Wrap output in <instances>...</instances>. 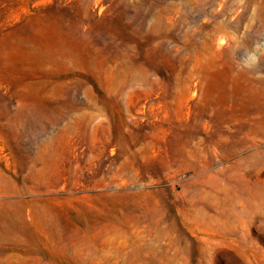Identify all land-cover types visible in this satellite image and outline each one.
<instances>
[{"label":"rangeland","instance_id":"374dc122","mask_svg":"<svg viewBox=\"0 0 264 264\" xmlns=\"http://www.w3.org/2000/svg\"><path fill=\"white\" fill-rule=\"evenodd\" d=\"M0 175V264H264V0H0Z\"/></svg>","mask_w":264,"mask_h":264},{"label":"bare ground","instance_id":"6f19581e","mask_svg":"<svg viewBox=\"0 0 264 264\" xmlns=\"http://www.w3.org/2000/svg\"><path fill=\"white\" fill-rule=\"evenodd\" d=\"M2 182H3L2 176L0 175V195L4 192ZM8 205H11L9 201H0V218L3 217L10 219L11 217H13L11 214H13V212L15 211L11 210V208L8 207Z\"/></svg>","mask_w":264,"mask_h":264}]
</instances>
